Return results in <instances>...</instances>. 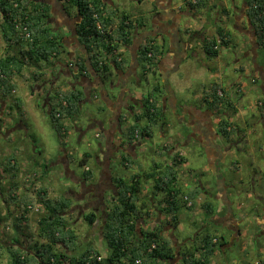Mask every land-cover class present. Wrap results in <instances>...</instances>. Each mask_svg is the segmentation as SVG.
Returning a JSON list of instances; mask_svg holds the SVG:
<instances>
[{
	"label": "trees",
	"instance_id": "obj_1",
	"mask_svg": "<svg viewBox=\"0 0 264 264\" xmlns=\"http://www.w3.org/2000/svg\"><path fill=\"white\" fill-rule=\"evenodd\" d=\"M64 1L75 7L76 41L84 47L80 57L78 56L73 62L67 61L72 62L74 65L72 67L76 66L74 70L71 67L74 77L84 76L89 71H97L105 80L112 75L114 68L118 71L125 69L124 65L128 60V56L124 55L125 49L132 44L135 29L143 26L145 28L146 18L134 19L128 14L117 17L116 10H109L105 0ZM206 1L209 2V0H182L183 5L191 11L206 7L204 4ZM244 3L248 21L253 26L255 41L259 46L264 45V0H244ZM0 14L2 19L0 30L3 35L1 42L3 53H0V112L4 118L5 115L10 114L8 109H19L21 105L14 97L18 78L26 82L43 78L44 68L49 64L54 65V60L67 50L63 44L64 37L58 32L55 33L56 31L54 32L48 25L51 16L49 9L40 2L0 0ZM232 40L230 31L218 26L214 37L206 40L204 44L205 54L212 57L219 56L220 46H230ZM155 41V37L147 36L138 47L137 59L144 78L150 72L153 76H160L157 69L165 50ZM157 78L143 95L145 107L139 112L132 113L133 123L122 128L121 135L127 142L134 143L145 137H154L156 130L166 128L170 124L162 105L165 85L160 77L158 80ZM53 79V77L50 79L51 84L47 92L46 111L52 127L61 137L68 138L72 122L76 119L80 104L84 101V92L78 88L63 87L60 82L53 83ZM211 89L212 93L207 94L211 99L209 103L216 108L224 106L231 111L235 109V105L230 100L231 92L226 87L223 88L219 82H215ZM219 91L222 93L220 94ZM8 98L12 100V104L8 105V109L6 107L3 109L1 103L2 101L6 103L5 100ZM259 107L264 108V102ZM142 121L146 122L143 126ZM221 123L222 131L232 135L227 129L232 127V122L223 118ZM163 149L169 151L167 146ZM88 156L90 154H85L80 163L85 164ZM170 159L171 161H166V164L153 162L152 170L144 174L147 178H154L152 192L164 194L162 199L155 200L162 204L160 211L164 219L158 221L152 216L150 209L147 210L150 205L146 204L141 196L144 189L140 181L141 173H132L128 179L120 175L113 177L116 194L111 196L110 201H106L105 211L101 215L103 222L102 225L99 224L101 242L108 247V254L104 256L93 246V241L86 243L81 253H76L78 241L81 240L75 227L71 225L72 217L78 215V218H83L93 226L98 217L96 213L93 211L83 212L81 215L75 213L70 192L52 195L50 188L40 182L41 177L46 175L45 171L39 173L36 169L32 171L26 169L21 176L22 168L18 163L17 155L14 152L6 153L0 159V207L4 205L2 201L18 206L16 224L19 228L22 224L29 223L28 213L36 208L37 211L42 210V214L38 217V240L32 244L35 248L22 245L18 238L11 241L4 238L0 240V264H216L215 258L223 252L227 237L220 235L218 227L207 220L215 213V205L207 200L208 198L201 203L207 223L197 236L185 238V242H181L179 248H176L172 240L175 239V235L171 237L163 231L165 226L174 229L180 223L178 210L180 200L184 196L183 206L190 210L195 205L196 198L204 194V189L199 191L197 187L185 193L178 183L177 166L186 159L179 151H176ZM121 162L126 168H131L136 160L127 154L123 156ZM2 170L10 179L6 188L1 180ZM81 179L84 182H92L95 179L93 169L86 168ZM21 183L26 189L23 195L16 191L21 187ZM141 222L145 225L151 223L153 227H145ZM6 226L7 223L3 228ZM39 238L43 241L41 242ZM17 244H20L21 248H17Z\"/></svg>",
	"mask_w": 264,
	"mask_h": 264
},
{
	"label": "rangeland",
	"instance_id": "obj_2",
	"mask_svg": "<svg viewBox=\"0 0 264 264\" xmlns=\"http://www.w3.org/2000/svg\"><path fill=\"white\" fill-rule=\"evenodd\" d=\"M176 1L178 5H183L182 0ZM242 2L243 0H209V2H204L206 7L197 8L196 15L199 17L200 24L203 23L205 28L208 29L207 37L213 38L216 28L218 26H223L232 34V43L230 46H220L219 56L212 57L207 56L205 51L204 54H193L194 50H201L202 52V47L200 46L202 42L197 40L196 43L198 45L195 46L196 48H194L193 51L184 50L183 54L186 56H183V59L180 60V64L173 67L174 72L170 76L169 85L174 99L177 100L178 107L181 108L184 104L195 106L198 109L199 106L204 109L211 107L217 115L214 118L215 127L219 126L222 131L221 121L223 118H226L232 122V127H239L243 132L245 131L251 141L250 146H245L244 148H251L249 150L250 156L245 157L246 154L241 155L237 154L236 150H229L228 153L224 155L221 162V171L214 176L208 163L210 161V156L208 157L207 155L209 150L205 151V147L203 148L201 145L195 131L190 130L189 123L187 121H180L177 117V111L173 113L172 109L169 107L166 111V117L171 125L169 124V126L165 128L164 134L161 133V130H156L154 137H145L141 139V149L140 152L137 151V160L141 163V168H136L135 170L126 168L117 157H114L112 159L114 176L119 174L127 179L133 171L149 172L154 167L153 162L166 164V161H171V156L176 151H179L186 159L177 166L178 183L185 193L195 187H197L199 191H202L203 188L210 189L212 193H215L220 184L218 174L223 173L226 183H233L235 185L228 190L229 201L231 199L234 202L233 206L242 203L240 206L247 212L254 211L255 213V208H258L260 215L264 214V163L262 162V158H264V126L257 121L259 112L261 111L258 106L259 101L264 98V45L258 48L255 46V38H248L243 32L242 27L246 24L244 23V19H241V16L238 14L240 13ZM64 3L66 6L67 4L69 5V3ZM113 3L115 6H111V8L117 7L122 11L134 10L137 5V1L134 2L129 0H113ZM149 3H151V1ZM143 7L145 8V5ZM156 8L161 9L158 5ZM145 9L142 11L141 20L145 18L144 15L149 16ZM71 11L72 9L69 7V12ZM183 20H185V18H183ZM192 21L193 20L190 22ZM239 28L242 30L239 31ZM61 32L64 33L65 30H61ZM252 42L254 44L253 50L256 52V55L254 51H251ZM0 52L1 54L3 53L2 47H0ZM69 58H71V56ZM255 67L256 69L252 71ZM32 70L35 71L34 68H32ZM44 71L45 75L43 78L37 81L40 82L39 84L33 81L26 82L20 78L16 81V86L19 88V96H21L23 100V104L19 106V109L13 108V110H10L8 106H5V104L12 102L9 98L5 100L6 103L2 101L1 105H3V109L6 107L10 114L5 115L3 118L0 112V159H2L6 153L14 152L22 168L21 176L26 169L27 171L36 169L39 173H44L45 171L44 174L46 175L41 177L40 180L42 181L40 182L46 184L50 188L51 194L56 195L65 191L72 192L75 213L78 211L87 213L90 211L88 200L89 192H87V194L84 193V191L91 187L94 189L99 184L98 178L100 177L101 166L98 163L97 156L101 153L98 152V149L100 143L105 139L103 133H105V129L108 128L107 117L110 114V110L98 99L83 101L80 104V110L76 119L72 122V129L68 138L61 137L52 127L50 117L46 111L45 101H43L47 97L46 89L50 88L49 78L53 75L55 76L60 71L54 72L50 64ZM26 74L28 75V73ZM157 77L159 78L160 76L157 75ZM157 77L150 75L148 79L144 78L137 91L140 93L148 91ZM174 81L176 82L174 83ZM59 82L60 85L64 87L68 86L70 89L82 88L65 74L61 75ZM215 82H219L223 88L226 87L231 92L230 100L235 105L234 110H228V108L224 106L216 108L215 105L209 103L211 99L208 98V95H210V92L212 93L211 88ZM36 85L45 88L43 92L40 90L42 92L41 94L37 93L40 86L37 87ZM134 85L136 86L135 83ZM131 88L135 89L132 85ZM118 91V86H115L112 93L114 94ZM164 91L166 92V90ZM24 92H28L29 97L28 95L24 97ZM120 93L121 90L119 91V94ZM219 93L221 94L222 92L219 91ZM15 94H17V92ZM203 96H205V98H203ZM21 111L25 114V119L23 121H20ZM207 113V110H205V114ZM125 114L128 117L126 123H133L132 114L130 112ZM185 118H187V116ZM220 118H222L221 121H219ZM93 122H100L102 124L96 126L92 125ZM145 123V121H142L141 125L143 126ZM230 128L231 127H228L227 129L229 130ZM99 135L101 136L99 137ZM213 143L223 144V141L217 137L215 140H212V144ZM261 143L263 149H260ZM258 144L259 146H257ZM164 146H167V149L170 151L169 153L163 149ZM261 151L262 154H260ZM85 154H90V156L86 158L85 164H81L80 160L84 158ZM43 166H47V168H43ZM86 167H91L95 175L98 176L90 183L84 182L83 180H75L72 178L73 175L71 172L68 171L70 169L76 176H81ZM162 168L163 166L160 167V169ZM259 168H261L262 172L256 173ZM155 173L157 175V172ZM1 174L2 183L4 181L3 178L7 179L6 183H4V187L6 188L9 186L10 179L4 170L1 171ZM253 177L257 178L254 185H252ZM140 179L144 184H142L144 189L141 196L146 204L152 205V200L150 199L152 196H154L153 199L155 200L163 198L164 194L162 192L155 191V194L152 192L153 177L147 178L145 176H140ZM240 179H242L243 183H240ZM20 186L21 188L16 191L21 195V192L26 190L23 185ZM235 187L239 194L235 192ZM83 188L85 189L83 190ZM86 194L87 196H85ZM76 195L83 196L78 198ZM235 196L239 197L235 198ZM105 198L109 201L111 200V195L107 193ZM184 199L185 196L180 200L178 210L180 223L175 228L178 237V240L175 238L176 244L185 242V238L193 236L199 227L207 223L205 214L201 208L202 201L206 199L205 195H199L195 200V205L190 210L183 206ZM207 200L214 203L216 211L218 202L209 197ZM14 206V203H10L8 208L12 209ZM219 206L221 207L222 205ZM236 208L237 207L234 206V209ZM237 210L239 209L235 210V214L239 217L238 213L241 214V212H237ZM32 212L33 214L30 218L32 219L31 223H35V229H32L31 223H29L28 227L23 225V227L19 228L16 224L17 214L13 211L11 214H8L6 207L1 205V225L3 227L7 223L9 227H4V231L2 230L0 232V236L8 238L10 241L18 238L27 243L24 237L29 235L31 239L29 245L35 248V245L32 244L38 240V217L42 214V210H34ZM6 218H8V220L4 221ZM72 218L71 225L75 227L81 240L78 241L79 245L77 246L76 253H81L86 247V243H88L86 241V235L88 234L89 238H92L96 249L106 256L108 254V247L101 242V237L99 235L100 226L98 225V228L97 226L94 227V225L92 226L90 223L84 221L83 218H78V215H73ZM98 220L99 217L97 218V221ZM99 221V224L102 225V218ZM240 226L245 237H243L240 242L236 241L233 245L223 247V252H220L215 258L216 264H264V221L260 224L255 221L252 216H247L240 222ZM218 229L227 236L230 234L229 231L224 230L222 227ZM254 231L259 232V234L256 235L257 244L254 240L255 238H251ZM39 239L41 242L43 241L42 238ZM19 245L20 244H17L16 247L21 248ZM25 245L29 246L28 244H24V246ZM6 257L8 258V256ZM4 261H6V258Z\"/></svg>",
	"mask_w": 264,
	"mask_h": 264
},
{
	"label": "flooded vegetation",
	"instance_id": "obj_3",
	"mask_svg": "<svg viewBox=\"0 0 264 264\" xmlns=\"http://www.w3.org/2000/svg\"><path fill=\"white\" fill-rule=\"evenodd\" d=\"M61 2H65L64 0H59ZM240 13H238L241 16V19H244V23L246 25H244L242 27L243 32L248 36V38H252L255 36L254 30H253V26L250 24V22L248 21L247 15H246V6L244 3V0L242 2V7L240 8ZM76 19H77V14H76ZM169 25V23L165 24L164 27L162 28H158V32L155 34H151L149 31H147V34H142V35H146L147 36H153L155 38H160L161 40H163L164 42H166L167 40H171L174 33L170 31V29H166L167 26ZM69 28L71 29V27L69 26ZM242 29L239 28V31H241ZM70 30V34L69 36L71 38H73V34H71ZM73 32V31H72ZM198 32L196 30L190 31L185 39L186 42H190L192 40V38L195 37V34H197ZM208 35H204V38L202 37V35H200V40L202 43L201 45L203 46L202 49L204 52V44L206 42V40L210 39L207 37ZM175 38V36L173 37V39ZM203 38V39H202ZM145 39V38H144ZM143 39V40H144ZM188 39V40H187ZM67 40V38H66ZM142 40V41H143ZM252 41V40H251ZM75 42V41H74ZM75 44V43H73ZM78 44V43H77ZM80 45V44H79ZM79 45H77L75 48L76 50L78 49ZM82 46V45H81ZM255 46H257L258 48L260 47L259 45H257L256 41H255ZM189 47V44L187 46H185L183 49L187 50V48ZM254 48V44L252 42V52ZM69 52H71V49H68ZM69 52L67 53V57H70ZM177 52V51H176ZM194 54V52H193ZM254 54L256 55V52L254 51ZM186 56V55H185ZM138 66L136 65L134 68L132 65L127 66L125 69L120 70V72L118 70H116V68L113 69V73L112 75L108 78L103 80V77H101V75L97 72V71H93L92 73L95 75V85H84L86 79H89V73L88 72L86 75L84 76H80L78 78L74 77V73L72 71V69L70 71H64V69H60L58 72V74H56L55 76L53 75L54 79L57 78L56 76L60 77V75H66L67 77L71 78L75 83L79 84L84 92V101H90V100H94V99H98L100 101H102L106 107L109 108L110 110V114L107 117V121H108V128L105 129V133H103L105 135V139L103 140V142L100 143L98 152H100L102 154V160L105 159V161H108L109 158L113 159L114 157H117L118 160H122L124 155H130L131 157H133L134 154V148L137 147V144L135 145L132 142H127L125 139H123L122 137V128H126L127 127V123L126 121L128 120V117L125 113H135V112H139L141 109H143L145 107V103L143 101V95H145L147 92H142L141 95H138V87H140V85L143 82L144 76H143V72L142 69L140 67V63L138 62ZM69 65V64H68ZM140 68V70H139ZM256 69V67L252 70L254 71ZM74 70V68H73ZM258 72V70H257ZM160 74V78L163 82V78L165 79V74L163 72H159ZM148 76L152 75V72H150L149 74H147ZM148 76H146V78L148 79ZM145 78V79H146ZM83 79V80H81ZM92 81V80H91ZM70 82V80H69ZM134 83L136 84V86L134 85ZM130 85V86H129ZM131 85L135 88L132 89ZM164 88L166 90L163 98H162V105L165 108V111L168 110V108L170 107L172 109L173 113H176V109H174V107L172 106L171 103V93L169 92V83L166 80V83L164 82ZM115 86H118L119 91L121 90V93L119 94V91L117 93H112V91H114ZM264 88V86H263ZM264 91V90H263ZM92 92V94H91ZM94 92H96L97 94L95 95ZM170 94V95H169ZM45 100V99H44ZM264 102V98L259 101V105L261 106ZM178 107V106H177ZM103 108V107H101ZM182 108V107H181ZM260 108V107H259ZM263 109V110H262ZM183 110V108H182ZM260 112L257 118V121L259 123H262V126H264V108H260ZM202 119L200 121L201 122H197V119H193V122L195 121V123H189V128L191 131H195L197 137L200 140L201 145L203 146V148L206 150H209L207 152V155L209 157V165L210 168L212 170L213 175H217V173L219 171H221V162L224 158V155L226 153H228L229 150H236L237 154H246L245 157L250 156L249 150L251 148H244L245 146H250V139L248 134L244 131H242L239 127H231L229 129V132L232 135H228L227 133H224L223 131L220 130L219 126L215 127L214 126V118L217 116L214 111L212 109H210L209 114H205L202 113ZM192 119V117H191ZM222 118L219 119V121H221ZM102 123L100 122H93L92 125H96V126H100ZM248 124V123H247ZM264 128V127H263ZM256 132V131H255ZM191 134V133H190ZM189 134V135H190ZM255 134V133H254ZM101 135H99L100 137ZM263 136V135H262ZM218 137V139H221L223 141L222 143H217V144H212V140H215ZM264 139V136H263ZM257 141V139H256ZM258 142V141H257ZM220 145V146H219ZM259 146V144L257 145ZM253 147V145H252ZM254 148V147H253ZM262 148V143H261V147ZM168 153L170 151H167ZM212 153V154H210ZM262 154V151L261 153ZM119 155V158H118ZM99 156V155H98ZM97 156V158H98ZM104 158V159H103ZM110 159V160H111ZM262 162L264 163V158H262ZM258 172H262L261 168H259L256 173ZM69 176V173H68ZM73 178V177H72ZM218 178L220 179V184L218 186V188L216 189L215 193H212L210 191V189H204V195L206 198H212L214 199L216 202H218V206L216 208L215 213H213L211 215V218H209L208 220L210 222H212V224H216V226L222 227L224 230L229 231L230 234L227 236L226 234H224L221 230L218 229L220 235L227 237V242L225 244V246H229V245H233L234 242L238 241L240 242L243 237H245V234L242 233V228L240 226V222H242L247 216H252L254 218L255 221L259 222L261 224V222L264 221V214L260 215V213L258 212V208H255V213L254 211H246L245 209H243V207H241L240 205H242V203L239 204H235L234 206H236L237 212H241L238 213L239 217L236 216L235 214V210L234 209V202L230 199L229 201V188L234 187L235 185L232 183H226L223 173L222 174H218ZM242 182V179H240ZM256 177H253V183L252 185L255 184ZM77 181H82V179H77ZM84 181V180H83ZM98 187V186H97ZM96 187V188H97ZM96 188H94V190L96 191V198H93V200H91L90 197H88L89 199V206H91V209H100L102 208L101 206V199H100V195L102 194V191L96 190ZM85 188H83L84 190ZM90 189V188H89ZM89 189H85L84 193H87V191ZM235 192H237V189L235 187ZM252 190V189H251ZM100 191V192H99ZM253 191V190H252ZM110 192H115V190L113 189ZM239 194V192H237ZM88 194V193H87ZM87 194L85 196H87ZM79 197L83 196V195H76ZM84 196V197H85ZM239 196H235V198H238ZM86 198V197H85ZM259 198V196H258ZM260 199V198H259ZM107 201V200H106ZM3 204L5 205V203L3 202ZM219 205H222L221 207ZM77 213H79L81 215V211H78ZM256 214V215H255ZM163 215V214H162ZM217 217V218H216ZM257 218V219H256ZM2 221V220H1ZM1 221H0V232L3 230L4 228L1 225ZM161 222V221H160ZM145 227H150L152 228V224L149 223L148 225H145ZM204 228V226L199 227L197 232L191 236L192 238L197 236L198 232H201V230ZM164 233H167V235L169 236H173V234L175 235L174 237L178 240V237L176 235V229L174 228H170V226H165L163 228ZM253 235L251 236L252 239L255 240L256 244L257 242V237L256 235L259 234L258 231H254L252 233ZM173 237V238H174ZM4 237L0 236V240H3ZM174 245L176 246V248H179V244H176L175 239H172ZM185 240V239H184Z\"/></svg>",
	"mask_w": 264,
	"mask_h": 264
},
{
	"label": "crops",
	"instance_id": "obj_4",
	"mask_svg": "<svg viewBox=\"0 0 264 264\" xmlns=\"http://www.w3.org/2000/svg\"><path fill=\"white\" fill-rule=\"evenodd\" d=\"M32 1L33 2H40L41 4L47 6V8L50 11V15H51L49 18V21H48V25L54 30V32L56 31V32L60 33L61 36L64 37L63 44H64L67 52L62 53L58 58H56L54 60L55 64L52 65V67H53L54 72H58V70L64 69V71H66V73H67V71H70L71 67L74 66L72 64V62L75 61V59H77L79 55L81 56V52L84 49V47L81 46V44L80 45L77 44V41H76V35H75V31H74L75 30V23L77 20L75 7L70 6L68 4L66 6L65 3H63L59 0H32ZM105 1L108 4L107 7L109 10H112V9L116 10L115 12H116L117 17L122 15V14H128L134 19L137 18V19L141 20L142 11L145 8H146L145 10H146L147 14L149 15V16H147V15L143 14L147 20L145 28L143 26L140 29H135L137 32L135 31V34L133 36V42L129 47H127L125 49L124 55L128 56L127 57V59H128L127 63L124 65L126 67L129 65H132L134 68L136 65L137 66L139 65L137 62V59H136L137 58V51H138V47H139L140 43H142V40L146 36V35H142V34H147L146 33L147 31H149L151 34H155L158 32L159 27L162 28L165 26L166 23L167 24L169 23V25L167 26L166 29H170V31L174 33L173 37L175 36V38L173 39V37H172L171 40H167L166 42H164L160 38H156V41H155L158 45H160L163 48V50H165V53L163 54V56L159 60L157 71H158V74L160 71L165 74V79L168 81V83H169V79H170L171 74L174 72L173 67L176 66L177 64H180V62H181L180 60L183 59V56H185L183 54V51L185 49H183V48L189 44V47L187 48V50L193 51L195 46L198 45L196 43V41L200 40V35H202V37L204 38V35H206L207 31H208V29L205 28V25L203 23L200 24L199 17H198V15H196L197 9L194 11L193 10L191 11L188 8L184 7V5H182V6L178 5L176 0H129V1H134V2L137 1V5L135 6L134 10H129V11H125V10L122 11L117 7L111 8V6H115L113 3V0H105ZM150 1H151V3H149ZM144 5H145V8L143 7ZM157 5L161 9H157L156 8ZM69 7H71V9H72L71 12H69ZM183 18H185V20H183ZM143 20H145V19H143ZM191 20H193V21L190 22ZM1 21H2V19L0 16V23H1ZM69 26L71 27V29L69 28ZM61 30H65V32L62 33ZM70 30L73 31V32L71 31V34H73V36H74L73 38L70 37L71 35L69 36ZM193 30H196L198 33L195 34V37L192 38V40L190 42L189 41L186 42L185 39H186L188 33L190 31H193ZM66 38H67V40H66ZM0 40H1V42L3 41V35L1 33V30H0ZM73 43H75V44H73ZM77 45H79V47L76 50L75 47ZM1 46L2 45H0V47ZM200 46L203 47L202 45H200ZM68 49H71V52H69ZM202 51H203V49H202ZM68 52L71 56L70 59H68V57H67ZM193 52L195 54H201V53L204 54V52H201V50L200 51L194 50ZM68 60H71L72 62L68 63L67 62ZM75 67H72V69ZM89 72H90L89 76H88L89 79H86L84 85L92 86V85H95L96 79H95V75L92 73V71H89ZM52 77H50L49 80ZM60 78H61V75H60V77L53 79L54 80L53 83H55V82L59 83ZM40 79H42V78H40ZM40 79H38V80L33 79V82L39 84L40 82H37V81H39ZM81 80H83V79H81ZM157 80H158V78H157ZM175 82L176 81H174V83ZM50 84H51V81H50ZM36 86L38 87L40 85H36ZM170 88L171 87L169 85V92L171 93ZM44 89L45 88L43 86H40L38 88L37 93L41 94L44 91ZM48 90L49 89H46V93L48 92ZM16 92H17V94H15L14 96L17 98V100H19V102L22 105L23 100H22L21 96H19V88H17ZM91 94H92V92H91ZM94 94L96 95L97 93L94 92ZM27 95L29 97L28 92L23 93L24 97H27ZM139 95H141L140 92H138V96ZM170 98H171L172 106L174 107V109L177 110V117H178V119H180V121H187L188 123L194 124L195 121L193 122V119H197V122L199 121L202 123V121H200L202 119V116H203L202 113H205V110H207V112L209 113V111L211 109L210 107H207V108L205 107L206 109H204L200 106L198 109L195 106H188V105L184 104V105H182V108H183V110H182V108L177 107V100L174 99L173 93H171ZM43 101H45V107H47V105H48V93H47V97ZM8 105H11V104L9 103V104H7V106ZM166 113L167 112L165 111V114ZM186 116H187V118H185ZM191 117H192V119H191ZM24 119H25V114L23 113V111H21L20 121H23ZM168 126H166V127H168ZM164 130H165V128L161 129L162 134H164ZM141 143H142L141 139L139 141L134 142L135 145L137 144V147L134 148L135 150H134V154H133V158H134V160H136V162H133L132 167H131L134 170L136 168H138V169L141 168V163H139V161L137 160V151L140 152ZM20 153H21V150H20ZM99 156H98V163L101 166V170H100V177L98 178L99 184H98V187L96 188V190L100 189V191H102V194L100 195L102 208H101V210L100 209H91V206H89V209H90L89 212L93 211L94 213H96V215L99 217V220H100L101 215L104 213L103 211H105V208H106L107 198H105V196L107 193H109L112 196L113 192H110V191H112L113 189L115 190V186L113 185V177H114V172L112 170V164H113L112 161L113 160L111 158H109L108 161H105L104 158H103L104 160H102V154H100ZM121 164H123V163L121 162ZM69 171L71 172V174L73 175V178L75 180L81 179V176H76L74 174V172L71 171L70 169H69ZM137 171H133L130 174L141 173V176H144V174L146 173V172H137ZM96 177H98V176L95 175V178ZM256 180H257V178H256ZM6 181L7 180L3 181V184L6 183ZM40 181H42V180H40ZM142 184H143V181H142ZM21 185H22V183H21ZM49 191H50V189H49ZM24 192H26V191H22L21 195H23ZM87 192H89L88 197H90L91 200H93V198H96V195H97L96 191L92 187ZM71 194H72V192H71ZM114 194H116V191L114 192ZM151 200H152V205L148 206L147 210L150 209L152 216L155 215L157 221L159 219L161 220V218H163L161 211H160V209L162 208V206H161L162 204H160L159 202H156L155 199H153V198H151ZM9 204L10 203H5V205H4L7 209L8 214H11L12 211L17 214L18 213L17 212L18 206L15 205L14 208L9 209L8 208ZM89 212H87V213H89ZM28 214L30 217L33 214V212H30ZM5 220H8V218H6ZM99 220L98 221L96 220L94 227L97 226V228H98V225L100 222ZM150 220L151 219L149 218L148 221H150ZM31 221H32V219L29 218L28 222L31 223ZM29 223L28 224L27 223L22 224L20 226V228L23 227V225L28 227ZM141 223H142L141 225L145 226V224L143 222H141ZM31 226H32V229H35V223L32 222ZM6 227L8 228L9 226L7 225ZM24 238H25L27 243H25L24 241H21V240H20V243L22 245H24V244L29 245L31 243L30 242L31 241L30 236L28 235V236H25ZM86 241L87 242L93 241L92 238H89L88 234L86 235ZM93 246H94V244H93ZM66 252H67V250H66ZM100 254L103 255L101 252H100ZM263 263H264V261H263Z\"/></svg>",
	"mask_w": 264,
	"mask_h": 264
},
{
	"label": "bare ground",
	"instance_id": "obj_5",
	"mask_svg": "<svg viewBox=\"0 0 264 264\" xmlns=\"http://www.w3.org/2000/svg\"><path fill=\"white\" fill-rule=\"evenodd\" d=\"M152 17H153V16H152ZM55 33H57V32H55ZM187 40H188V39H187ZM195 48H196V47H195ZM54 55H55V54H54ZM57 56H58V55H57ZM45 64H46V63H45ZM47 64H48V63H47ZM262 110H263V109H262ZM263 113H264V112H263ZM190 203H191V202H190ZM190 203H189V204H190Z\"/></svg>",
	"mask_w": 264,
	"mask_h": 264
},
{
	"label": "built area",
	"instance_id": "obj_6",
	"mask_svg": "<svg viewBox=\"0 0 264 264\" xmlns=\"http://www.w3.org/2000/svg\"><path fill=\"white\" fill-rule=\"evenodd\" d=\"M88 168V167H87ZM36 210H38V208H36ZM99 259H100V257H99Z\"/></svg>",
	"mask_w": 264,
	"mask_h": 264
},
{
	"label": "water",
	"instance_id": "obj_7",
	"mask_svg": "<svg viewBox=\"0 0 264 264\" xmlns=\"http://www.w3.org/2000/svg\"><path fill=\"white\" fill-rule=\"evenodd\" d=\"M164 82L166 83V80H164Z\"/></svg>",
	"mask_w": 264,
	"mask_h": 264
},
{
	"label": "clouds",
	"instance_id": "obj_8",
	"mask_svg": "<svg viewBox=\"0 0 264 264\" xmlns=\"http://www.w3.org/2000/svg\"><path fill=\"white\" fill-rule=\"evenodd\" d=\"M87 168V167H86Z\"/></svg>",
	"mask_w": 264,
	"mask_h": 264
}]
</instances>
